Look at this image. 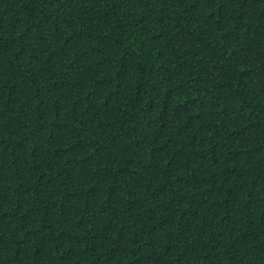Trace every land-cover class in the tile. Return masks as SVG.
Instances as JSON below:
<instances>
[{
	"label": "trees",
	"instance_id": "16d2710c",
	"mask_svg": "<svg viewBox=\"0 0 264 264\" xmlns=\"http://www.w3.org/2000/svg\"><path fill=\"white\" fill-rule=\"evenodd\" d=\"M0 264H264V0H0Z\"/></svg>",
	"mask_w": 264,
	"mask_h": 264
}]
</instances>
